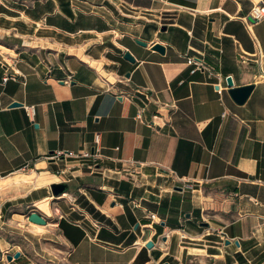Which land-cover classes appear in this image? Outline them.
I'll list each match as a JSON object with an SVG mask.
<instances>
[{
	"label": "crops",
	"instance_id": "0c3cea01",
	"mask_svg": "<svg viewBox=\"0 0 264 264\" xmlns=\"http://www.w3.org/2000/svg\"><path fill=\"white\" fill-rule=\"evenodd\" d=\"M258 6L0 0V264H264ZM228 77L255 86L245 104ZM98 135L94 169L54 158L93 152Z\"/></svg>",
	"mask_w": 264,
	"mask_h": 264
},
{
	"label": "built area",
	"instance_id": "2783aa9c",
	"mask_svg": "<svg viewBox=\"0 0 264 264\" xmlns=\"http://www.w3.org/2000/svg\"><path fill=\"white\" fill-rule=\"evenodd\" d=\"M252 18L254 20H256L257 22H260L262 20H264V6H258L253 10L252 13ZM187 63L190 67L193 68L192 72L195 74L197 72L200 71H205L207 69V65L204 61V59L200 56H189L187 58ZM10 79V77H6L4 79V82H7ZM219 93H222V89H219ZM146 108H143L139 111V113L136 116V119L138 121L144 122L146 123L145 119H144V112H145ZM166 110L169 113V116H167L168 118H171V115L173 114V110L171 107H166ZM155 119L159 118V119H163L166 120L165 116L162 113H158L155 117ZM150 125H154L155 126V122H153L152 124L150 123ZM96 143H97V148L94 149L93 152H85L83 154H76L73 151H60L58 152L54 158L56 159H61L62 157H69V158H73L79 161H86V160H91L92 161V166L91 168L94 169L96 167V165L99 163L100 159L103 157L102 154V146H101V136L98 135L96 138ZM63 173V172H61Z\"/></svg>",
	"mask_w": 264,
	"mask_h": 264
},
{
	"label": "water",
	"instance_id": "95a60500",
	"mask_svg": "<svg viewBox=\"0 0 264 264\" xmlns=\"http://www.w3.org/2000/svg\"><path fill=\"white\" fill-rule=\"evenodd\" d=\"M249 20L253 23H256L257 21L254 20L252 17L249 18ZM167 30V27H164L163 28V31H166ZM137 43L141 46H144V47H147L148 44L143 42V41H140L138 40ZM153 49L161 54H166V48L161 45V44H156L154 45ZM125 59L135 63L136 62V59L133 57V55L131 53H126L125 55ZM228 84H229V87L231 88L230 89V93L232 95V97L235 99V101L241 105L245 104L248 99L250 98L252 92L254 91L255 89V86L254 85H247V86H244V87H235V83L233 81V78L232 77H228ZM21 106L19 103H15L13 105V107H19ZM53 192L55 194V196H60L62 195L64 192H65V189H66V186L64 184H61V185H54L53 187ZM177 190H183L181 188H177ZM30 221L35 223V224H39V225H46L47 224V221L46 219L40 215L39 213L37 212H34L33 214L30 215L29 217ZM148 247L149 248H153L154 247V243H149L148 244ZM21 254H16L15 256H10L8 258V260L11 262L13 261L14 258L18 259L20 258Z\"/></svg>",
	"mask_w": 264,
	"mask_h": 264
}]
</instances>
